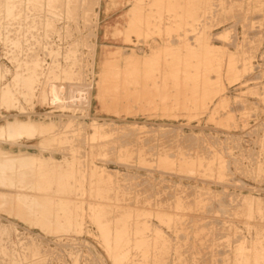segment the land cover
<instances>
[{"label":"rangeland","instance_id":"rangeland-1","mask_svg":"<svg viewBox=\"0 0 264 264\" xmlns=\"http://www.w3.org/2000/svg\"><path fill=\"white\" fill-rule=\"evenodd\" d=\"M0 264H264V0H0Z\"/></svg>","mask_w":264,"mask_h":264},{"label":"bare ground","instance_id":"bare-ground-1","mask_svg":"<svg viewBox=\"0 0 264 264\" xmlns=\"http://www.w3.org/2000/svg\"><path fill=\"white\" fill-rule=\"evenodd\" d=\"M17 2V1H16ZM22 3V2H21ZM20 5V4H19ZM226 5V4H225ZM206 7V6H205ZM6 9V8H5ZM211 9H213V8H211ZM225 9V8H224ZM13 10V9H12ZM7 15V14H6ZM9 15V14H8ZM197 15V14H196ZM17 16V15H16ZM225 17V16H224ZM23 18V17H22ZM20 19V18H19ZM18 19V20H19ZM19 22H21V21H19ZM13 23H14V21H13ZM17 23V22H16ZM35 24V23H34ZM9 25V24H8ZM19 25V24H18ZM10 28V27H9ZM13 28V27H12ZM19 28H21V27H19ZM6 29H8V28H6ZM25 29V28H24ZM15 30V29H14ZM19 32V31H18ZM93 170V169H92ZM77 171H78V169H77ZM89 172V171H88ZM96 172V171H95ZM98 172V171H97ZM53 205V204H52ZM94 226V225H93ZM99 234V233H98Z\"/></svg>","mask_w":264,"mask_h":264}]
</instances>
